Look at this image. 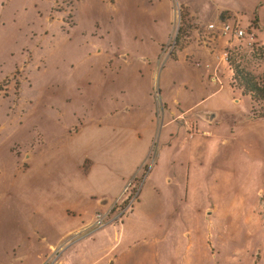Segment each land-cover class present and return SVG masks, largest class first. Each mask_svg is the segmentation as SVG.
I'll list each match as a JSON object with an SVG mask.
<instances>
[{
    "label": "rangeland",
    "instance_id": "374dc122",
    "mask_svg": "<svg viewBox=\"0 0 264 264\" xmlns=\"http://www.w3.org/2000/svg\"><path fill=\"white\" fill-rule=\"evenodd\" d=\"M179 4L180 0H0V264L30 263L20 261L10 248L3 187L5 173L21 163L26 147L37 149L66 127L72 130L94 118L134 115L146 119L156 103L158 125L150 168L167 130L162 122L170 112H177L171 99L176 96L183 104L185 94L192 101L211 76L229 75L221 38L205 42L204 34L191 38V23L198 20L183 19L185 29L174 44L184 17ZM203 23L208 24L198 22L200 27ZM238 39L235 47L240 56L249 55L245 35ZM175 53L176 57L170 56ZM247 66L254 73L263 71L264 56L249 57ZM245 100L230 109L224 102L215 103L220 112L213 126L218 123L226 131L241 121ZM162 103L167 106L163 108ZM200 111L196 107L181 119L173 116L171 125L193 124ZM246 163L249 171L241 174L243 182H235L230 159L224 162L227 169L206 173L199 182L202 195L197 204L191 207L189 201V210L178 213L191 238L183 236L179 242L168 237L167 259L145 260L139 254L146 243L128 237L127 244L113 252L112 264H264V183L254 202L252 195L238 194L241 183L256 190L262 166L258 157L249 156ZM166 184L171 183L165 182L161 193H176L174 185Z\"/></svg>",
    "mask_w": 264,
    "mask_h": 264
},
{
    "label": "crops",
    "instance_id": "0c3cea01",
    "mask_svg": "<svg viewBox=\"0 0 264 264\" xmlns=\"http://www.w3.org/2000/svg\"><path fill=\"white\" fill-rule=\"evenodd\" d=\"M179 7L189 18L198 20L191 23V38L200 34H204L203 42L221 38L223 53L238 46L239 40L233 32L222 35L224 23L249 28L252 41L264 45V0H180ZM255 16L257 27L251 25ZM199 21L208 24L200 27ZM247 41L246 34L244 43ZM211 77L192 101L185 94L181 97L183 104L176 96L171 99L178 106L177 112H170L162 122V129L167 130L150 168L158 125L156 103L155 112L151 111L146 119L134 115L94 118L72 130L66 127L61 134L43 140L37 149L26 147L21 163L7 170L3 178L13 254L20 261H30L26 264H43L51 257L54 264H112L113 252L120 244H127L130 237L133 242L141 239L146 243L139 254L145 260L167 259L170 248L165 247L166 239L175 237L180 242V237L189 240L192 234L178 213L189 210V201L191 207L197 204L196 199L202 195L199 182L207 172L227 169L226 159L231 160L235 182L249 171V156L260 159L263 174L257 185L255 182L256 190L237 183L238 194L244 198L252 195L250 200L254 202L264 183V118L249 115V98L230 87L229 75L218 76L215 81ZM171 82L174 84L173 78ZM170 89L171 85L168 92ZM243 99L247 105L241 121L234 119L236 124L226 131L218 123L213 126L220 112L215 103L224 102L230 109ZM196 107L201 111L193 124L171 125L173 116L179 119ZM138 176L147 183L144 181L140 187L138 199L124 220L94 227L95 213L108 208L126 182ZM165 182L174 185L176 193H161ZM205 207L203 203L202 209ZM192 209L199 211L198 206Z\"/></svg>",
    "mask_w": 264,
    "mask_h": 264
},
{
    "label": "trees",
    "instance_id": "16d2710c",
    "mask_svg": "<svg viewBox=\"0 0 264 264\" xmlns=\"http://www.w3.org/2000/svg\"><path fill=\"white\" fill-rule=\"evenodd\" d=\"M181 10V7H180ZM183 18H180V26L178 27V32L174 44L182 36V30L184 31V22H189V17L187 13L183 10ZM223 16V15H222ZM184 19V20H183ZM188 24V23H187ZM189 25V24H188ZM251 25L257 27V18L256 16L251 21ZM187 36L185 31L184 37ZM226 53V64L229 70V85L234 90H237L242 95L248 96L251 101L250 112L252 117L255 118H264V70L259 73L252 72L248 66L247 62L249 57H262L264 56V45H259L253 43L249 47V55L240 56V50L238 47L227 48ZM171 57H176L175 54H170ZM247 61V62H246ZM262 222L264 225V211L261 213Z\"/></svg>",
    "mask_w": 264,
    "mask_h": 264
},
{
    "label": "built area",
    "instance_id": "2783aa9c",
    "mask_svg": "<svg viewBox=\"0 0 264 264\" xmlns=\"http://www.w3.org/2000/svg\"><path fill=\"white\" fill-rule=\"evenodd\" d=\"M212 24L208 25V28H213ZM233 32L234 35L239 38L243 37L244 35H248V41L246 42L247 45L252 44L253 34L249 31L246 32L237 26H231L230 24H222L221 32L222 34H226L227 32ZM224 58H226V53H224ZM211 80L215 81L216 77H211ZM141 180L134 177L126 182L125 186L123 187L119 196L115 198V200L111 203V205L106 208L105 210L98 211L94 215V227H102L109 223H120L123 217L128 214L133 205L138 199ZM130 210V211H129ZM129 211V212H128ZM51 259V258H50ZM50 259L45 262V264H54V261L50 262Z\"/></svg>",
    "mask_w": 264,
    "mask_h": 264
}]
</instances>
